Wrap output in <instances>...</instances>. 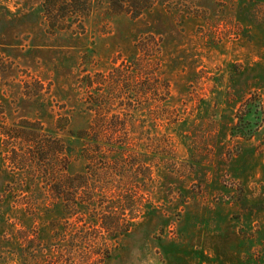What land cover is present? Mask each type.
I'll list each match as a JSON object with an SVG mask.
<instances>
[{
    "label": "rangeland",
    "instance_id": "1",
    "mask_svg": "<svg viewBox=\"0 0 264 264\" xmlns=\"http://www.w3.org/2000/svg\"><path fill=\"white\" fill-rule=\"evenodd\" d=\"M43 1L0 0V264H264V0H87L60 31Z\"/></svg>",
    "mask_w": 264,
    "mask_h": 264
},
{
    "label": "trees",
    "instance_id": "2",
    "mask_svg": "<svg viewBox=\"0 0 264 264\" xmlns=\"http://www.w3.org/2000/svg\"><path fill=\"white\" fill-rule=\"evenodd\" d=\"M150 2L151 0H110L109 5L110 9L115 14H122V13H128L131 18L136 19L139 16L142 15V13L149 9L152 5ZM89 6L87 0H44L42 3V11L44 14V17L46 19V23L48 25V28L53 30H63V26L68 24L70 25L71 22L77 21L81 17L85 16L88 13ZM70 20V21H69ZM146 72V69H144L141 66L140 72ZM144 80L149 79L150 76L148 74H144ZM142 77H140L141 79ZM143 85V84H142ZM141 86V84H139ZM153 88L149 86V88H144L143 93L146 91L151 92ZM102 97V96H101ZM104 103H100L95 107V111L99 112V109L102 110L104 108ZM260 120L259 117V108H257V105L252 104L251 100H248L244 104V110L243 112L238 116L237 122L234 126L233 133L237 135L240 138L249 139L253 136L257 129L258 122ZM127 122L126 119H121L119 117H113L108 120L107 129L110 135L109 136H116L120 130H125L127 128ZM105 126V122L103 118L97 119L96 121V129L100 132H96V134L93 136V140H91V145L94 146L95 149L99 151V147L102 146L104 143L102 141L103 137H100L101 134H103V129ZM85 134L76 135V139H82ZM87 136V134L85 135ZM42 150L44 148H41ZM44 151V150H43ZM119 151H122L121 149ZM51 151H49L50 153ZM55 155L62 154L64 152V149L62 146H59L57 143V147L54 148ZM53 156L50 155V158ZM49 158V159H50ZM89 161V160H88ZM99 162H102V164L99 163V165L104 166L106 163L104 160H100ZM105 168V167H104ZM52 183H53V189L51 190V193L53 194V197H56L57 199H61L64 202L68 201H74V200H80L84 201L85 197L83 199H77L75 196H77L76 190L79 188L78 184L84 185V183L81 181L83 178L82 176H74L69 177L65 179L57 178L55 174L52 175ZM80 182V183H78ZM89 200V198H86ZM122 210L125 209V205H122ZM117 210H120V205L118 204ZM125 211V210H124ZM123 211V212H124ZM115 224H113L114 226ZM120 223L119 221L116 222V227H113V230L117 229L118 234L120 232Z\"/></svg>",
    "mask_w": 264,
    "mask_h": 264
}]
</instances>
